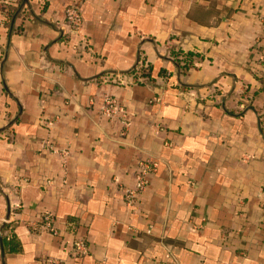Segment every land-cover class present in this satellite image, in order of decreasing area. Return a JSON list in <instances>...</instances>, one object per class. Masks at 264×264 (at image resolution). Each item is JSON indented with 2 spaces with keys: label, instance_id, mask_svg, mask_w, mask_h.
<instances>
[{
  "label": "crops",
  "instance_id": "1",
  "mask_svg": "<svg viewBox=\"0 0 264 264\" xmlns=\"http://www.w3.org/2000/svg\"><path fill=\"white\" fill-rule=\"evenodd\" d=\"M13 1L7 16L0 4V264H264V0H81L80 32L71 0ZM106 94L128 125L102 114ZM141 160L156 167L129 206ZM46 212L57 234L32 230Z\"/></svg>",
  "mask_w": 264,
  "mask_h": 264
},
{
  "label": "built area",
  "instance_id": "2",
  "mask_svg": "<svg viewBox=\"0 0 264 264\" xmlns=\"http://www.w3.org/2000/svg\"><path fill=\"white\" fill-rule=\"evenodd\" d=\"M13 0H0L2 5V14L7 16ZM81 0H71L65 8V23L71 32H80L83 25L82 11L80 6ZM86 39V38H85ZM87 40V39H86ZM85 42V41H84ZM140 63V62H139ZM101 112L108 118L120 120L124 125H128V110L115 97L105 95L102 99ZM156 163L141 160L136 174V181L133 186L127 187L124 191L125 201L129 206H134L139 202L143 190L149 183V176L155 169ZM34 232L51 231L55 234L58 230L55 227L54 214L46 212L39 221L30 222ZM88 251V246L84 239H78L74 242L72 253L77 256H83ZM48 264H65L56 258H47Z\"/></svg>",
  "mask_w": 264,
  "mask_h": 264
},
{
  "label": "trees",
  "instance_id": "3",
  "mask_svg": "<svg viewBox=\"0 0 264 264\" xmlns=\"http://www.w3.org/2000/svg\"><path fill=\"white\" fill-rule=\"evenodd\" d=\"M12 14V11H8V15ZM172 57L174 60L180 64L182 71H186L189 68L195 67V59L199 57V54L196 52L185 51L183 49H176L172 51ZM150 72V65L146 63L145 60H141L134 73L138 77H145Z\"/></svg>",
  "mask_w": 264,
  "mask_h": 264
}]
</instances>
